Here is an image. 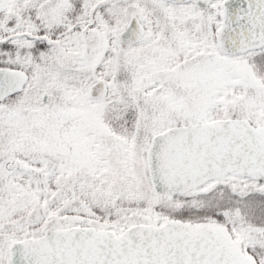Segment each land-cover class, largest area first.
Returning a JSON list of instances; mask_svg holds the SVG:
<instances>
[{
  "label": "snow or ice",
  "instance_id": "6c2138e0",
  "mask_svg": "<svg viewBox=\"0 0 264 264\" xmlns=\"http://www.w3.org/2000/svg\"><path fill=\"white\" fill-rule=\"evenodd\" d=\"M0 264H264V0H0Z\"/></svg>",
  "mask_w": 264,
  "mask_h": 264
}]
</instances>
